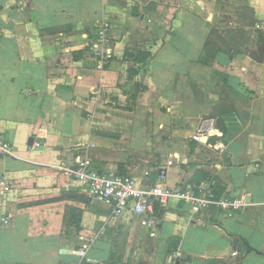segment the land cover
Masks as SVG:
<instances>
[{
	"label": "crops",
	"instance_id": "0c3cea01",
	"mask_svg": "<svg viewBox=\"0 0 264 264\" xmlns=\"http://www.w3.org/2000/svg\"><path fill=\"white\" fill-rule=\"evenodd\" d=\"M0 138V264H264V0H0ZM79 156L246 205L143 226L58 169Z\"/></svg>",
	"mask_w": 264,
	"mask_h": 264
},
{
	"label": "built area",
	"instance_id": "2783aa9c",
	"mask_svg": "<svg viewBox=\"0 0 264 264\" xmlns=\"http://www.w3.org/2000/svg\"><path fill=\"white\" fill-rule=\"evenodd\" d=\"M110 1V0H105ZM261 29V26H257ZM112 26L104 23L96 28L95 41L92 47V54L103 64L114 57L111 48ZM207 125L202 124L193 140L201 143L205 140ZM41 145H38L40 147ZM0 156L13 157L14 145L11 142L0 138ZM169 162L168 166H171ZM64 175L72 180L81 183L88 196L105 205L111 211L112 216H120L125 213L142 219L143 226H153L159 216L156 207L166 208L171 202H182L193 212L204 213L215 209L232 217L237 211L246 205L244 199L218 197L213 192L202 189L185 190L181 188H169L162 184L155 185L148 190L137 186L132 176L123 173H100L93 167L92 160L88 157L79 156L73 168L61 166L58 168ZM166 177V171L160 173V179ZM11 186H5L10 190ZM7 220H3L6 222ZM81 241L85 238L81 237ZM88 244L78 251L77 254L84 257L86 250L95 243V239L87 240Z\"/></svg>",
	"mask_w": 264,
	"mask_h": 264
},
{
	"label": "trees",
	"instance_id": "16d2710c",
	"mask_svg": "<svg viewBox=\"0 0 264 264\" xmlns=\"http://www.w3.org/2000/svg\"><path fill=\"white\" fill-rule=\"evenodd\" d=\"M158 207V206H157ZM157 212V211H156Z\"/></svg>",
	"mask_w": 264,
	"mask_h": 264
}]
</instances>
